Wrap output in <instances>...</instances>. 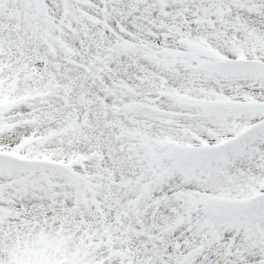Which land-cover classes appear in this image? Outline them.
Listing matches in <instances>:
<instances>
[{
    "label": "snow or ice",
    "instance_id": "snow-or-ice-1",
    "mask_svg": "<svg viewBox=\"0 0 264 264\" xmlns=\"http://www.w3.org/2000/svg\"><path fill=\"white\" fill-rule=\"evenodd\" d=\"M0 264H264V0H0Z\"/></svg>",
    "mask_w": 264,
    "mask_h": 264
}]
</instances>
